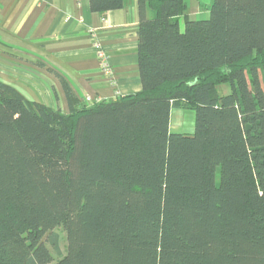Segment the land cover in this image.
<instances>
[{
  "label": "trees",
  "instance_id": "trees-1",
  "mask_svg": "<svg viewBox=\"0 0 264 264\" xmlns=\"http://www.w3.org/2000/svg\"><path fill=\"white\" fill-rule=\"evenodd\" d=\"M137 8L140 92L81 105L48 68L64 113L0 79V264H264V0H214L183 31L186 0Z\"/></svg>",
  "mask_w": 264,
  "mask_h": 264
},
{
  "label": "crops",
  "instance_id": "crops-1",
  "mask_svg": "<svg viewBox=\"0 0 264 264\" xmlns=\"http://www.w3.org/2000/svg\"><path fill=\"white\" fill-rule=\"evenodd\" d=\"M213 1L186 0L181 30L187 19L208 17ZM138 25L137 0L104 13L93 12L90 0H0V79L27 99L64 113L70 111L66 92L48 68L67 80L81 105L88 104L86 97L94 104L140 92ZM96 41L106 52L111 76L101 69ZM185 110L172 109V132L194 133L196 113L192 110L193 123Z\"/></svg>",
  "mask_w": 264,
  "mask_h": 264
},
{
  "label": "rangeland",
  "instance_id": "rangeland-1",
  "mask_svg": "<svg viewBox=\"0 0 264 264\" xmlns=\"http://www.w3.org/2000/svg\"><path fill=\"white\" fill-rule=\"evenodd\" d=\"M209 17V16H208ZM207 18V17H206ZM181 26H182V29H183V25L181 23ZM232 89H231V85L229 83H226V84H222L220 86H218V92L221 94V95H225V94H229L231 93ZM185 113L186 114H191L193 115L192 117V122L194 123V119H195V113L194 111L192 110H185ZM57 231L59 232L60 234V237H61V248H62V251L65 253L66 250H67V238H66V232L63 228H58Z\"/></svg>",
  "mask_w": 264,
  "mask_h": 264
},
{
  "label": "built area",
  "instance_id": "built-area-1",
  "mask_svg": "<svg viewBox=\"0 0 264 264\" xmlns=\"http://www.w3.org/2000/svg\"><path fill=\"white\" fill-rule=\"evenodd\" d=\"M94 46L96 48L97 55H98V58H99L100 63H101V69H102V71L106 75L111 76L113 70H112L111 65L109 63V60H108V57L106 55L105 50L103 49V47L101 46V44H100L99 41H96ZM85 101L89 104V103H91L92 100H91L90 97H86L85 98Z\"/></svg>",
  "mask_w": 264,
  "mask_h": 264
}]
</instances>
